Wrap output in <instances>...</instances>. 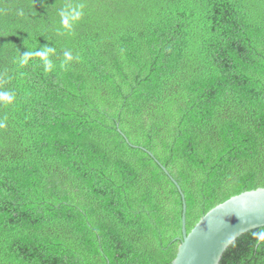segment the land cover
Segmentation results:
<instances>
[{
    "label": "trees",
    "instance_id": "16d2710c",
    "mask_svg": "<svg viewBox=\"0 0 264 264\" xmlns=\"http://www.w3.org/2000/svg\"><path fill=\"white\" fill-rule=\"evenodd\" d=\"M4 93L0 264H171L182 203L264 188V0H0Z\"/></svg>",
    "mask_w": 264,
    "mask_h": 264
},
{
    "label": "water",
    "instance_id": "95a60500",
    "mask_svg": "<svg viewBox=\"0 0 264 264\" xmlns=\"http://www.w3.org/2000/svg\"><path fill=\"white\" fill-rule=\"evenodd\" d=\"M182 240L171 264H218L227 247L242 234L264 227V188L232 196L205 213Z\"/></svg>",
    "mask_w": 264,
    "mask_h": 264
},
{
    "label": "clouds",
    "instance_id": "9594fccd",
    "mask_svg": "<svg viewBox=\"0 0 264 264\" xmlns=\"http://www.w3.org/2000/svg\"><path fill=\"white\" fill-rule=\"evenodd\" d=\"M79 15H80V13H79V12H76L72 18H73V19H76V18L79 17ZM63 24H64L65 26H68V18H67V17H65V18L63 19ZM47 54H48L47 52H42V53H37L36 55L41 56V58L43 59V58H45V57L47 56ZM31 55H32L31 53L26 54V55L21 59V63H22V64H23V63H26L27 60H28V58H29ZM66 56H68L67 53H66ZM68 58L70 59V56H68ZM0 99H3V100H5V101H10L11 98L8 96L7 93H4V94H0Z\"/></svg>",
    "mask_w": 264,
    "mask_h": 264
}]
</instances>
